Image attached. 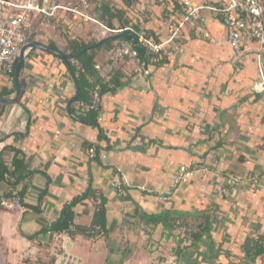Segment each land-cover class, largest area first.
I'll use <instances>...</instances> for the list:
<instances>
[{
    "label": "crops",
    "instance_id": "0c3cea01",
    "mask_svg": "<svg viewBox=\"0 0 264 264\" xmlns=\"http://www.w3.org/2000/svg\"><path fill=\"white\" fill-rule=\"evenodd\" d=\"M173 10L157 0H93L83 11L95 21L59 14L46 26L34 24L33 43L54 44L59 54L28 51L20 74L26 86L21 103L0 106V165L14 172L0 182V197H20L25 206L0 212V264H49L53 258L58 264L70 241V254L82 264H107L122 239L138 248L153 241L176 247V239L185 238L181 231L190 229L196 230L192 239L200 237L181 243L182 264L199 253L209 263L229 264L249 259L256 242L263 244L264 93L254 91L261 75L255 50L233 51L220 17L208 14L205 25L186 30L180 49L172 47L158 65L113 62L117 40L97 49L99 83L88 90V99L94 88H103L102 107L94 119L77 114L73 102L79 88L60 55L71 52L70 42L100 44L120 36L105 34L100 24L146 30L161 42L169 35L165 16ZM4 89L12 95L0 98H15L14 77L0 75V94ZM91 146L107 159L90 160ZM15 158L23 162L16 171ZM182 166L195 176L163 200L160 195L173 189L172 175ZM230 178L239 184L228 186ZM116 181L129 183L126 196L118 195ZM83 196L73 209L74 224L90 227L105 201L103 235L71 239L41 233ZM164 213L170 218L158 225L142 218Z\"/></svg>",
    "mask_w": 264,
    "mask_h": 264
},
{
    "label": "built area",
    "instance_id": "2783aa9c",
    "mask_svg": "<svg viewBox=\"0 0 264 264\" xmlns=\"http://www.w3.org/2000/svg\"><path fill=\"white\" fill-rule=\"evenodd\" d=\"M157 1L174 8L165 16V25L169 27V35L161 42L154 40L146 30L134 27L112 30L100 24L105 34L122 35L126 32L129 34L128 38L118 39L111 49L110 55L113 62L145 60L149 64L158 65L169 57L172 47L176 50L180 49L186 30L198 29L208 22V14H214L220 17L225 25L233 51L242 54L252 49L255 50L261 79L254 86V91L264 93V0H221L216 3L203 4H195L193 0ZM92 2L93 0H80L75 4L61 5L57 0H0V75L8 78L14 77L23 48L33 43L31 35L35 23L41 27L46 26L52 20L57 19L59 14H73L95 21L83 11L88 9ZM247 41L254 43L255 47H247ZM31 49V47L28 48L27 52ZM71 63L77 70L84 71L78 60L73 58ZM102 103L100 88H94L88 100L77 102V114L80 117H86L89 114L98 113ZM107 157V153L100 152L97 146H91L90 160L105 161ZM195 173L196 171L191 168L179 167L172 175L173 189L167 194H161L160 197L165 201L168 200V196L174 194L175 189L188 185ZM226 182L230 187L239 184V181L233 178ZM113 187L120 197H124L130 185L127 181H116ZM142 190L149 194L154 193L153 190L146 188ZM0 206L8 211L25 210L20 197H0ZM48 234L55 238L58 237V234L53 231H49Z\"/></svg>",
    "mask_w": 264,
    "mask_h": 264
},
{
    "label": "trees",
    "instance_id": "16d2710c",
    "mask_svg": "<svg viewBox=\"0 0 264 264\" xmlns=\"http://www.w3.org/2000/svg\"><path fill=\"white\" fill-rule=\"evenodd\" d=\"M129 34L126 32L120 36L111 37L107 40L102 41L100 44H79L77 42H70L69 47L71 52L68 54H65L64 58L71 69V72L73 73V76L76 80L77 86L79 88V98L77 101H85L88 99V90L95 87L99 81H98V73L95 68V58H96V50L103 47L105 44H111L114 41L120 39V38H128ZM50 48H52L54 51L58 52L57 47L54 44L50 45ZM143 57V54H142ZM76 59L79 61V63L82 66V70H77L71 63V59ZM93 80V82H91ZM103 87V86H102ZM101 87V88H102ZM103 88L101 90L102 94ZM12 92L9 90L4 89L3 92L0 94V96L8 97L11 96ZM96 113L89 114L86 117H81L82 119L88 120V119H94ZM15 171L18 170L22 165V161H16L15 158ZM14 175V172H9V170L5 167L0 165V182L5 179L6 175ZM24 195V192L21 194V196ZM86 198V196H83L81 198H78L74 200L70 205H67L60 217L51 224V227H47L46 229L42 230L41 233H48L49 231H53L54 233L61 235V234H67L71 239H74L77 234L85 235L89 238H95L97 236L103 235V233L107 230V211L105 207V201H102L101 205L97 208L92 225L90 227H82L77 226L74 224L75 220V213L73 211L76 204ZM4 210L2 207L0 208V212ZM142 218L147 222L154 223L155 225L166 223L167 220L170 218V215L167 213L158 215V216H147L142 215ZM200 235L195 234L193 236L194 240L199 239ZM249 257L252 259L253 263H256L257 259L264 258V246L262 242H256V244L253 246V249L249 253ZM49 264H56V259H51ZM107 264L109 263V260L107 261Z\"/></svg>",
    "mask_w": 264,
    "mask_h": 264
},
{
    "label": "rangeland",
    "instance_id": "374dc122",
    "mask_svg": "<svg viewBox=\"0 0 264 264\" xmlns=\"http://www.w3.org/2000/svg\"><path fill=\"white\" fill-rule=\"evenodd\" d=\"M75 1V3H77ZM1 208V206H0ZM196 230H187L186 232L181 231V236L185 233V238L175 241L176 247H172V244H162L161 241H153L154 243L145 248V244L143 243L141 247L126 244L122 239L119 244H117L115 252L116 256H112V260L109 258V263L112 264H182L179 261L177 250H182L181 243L186 240V242L191 241V234ZM151 255H150V254ZM190 264H226L219 261H213L209 263L207 260L201 257V254H194L190 257ZM260 260L256 263H253L251 258H245L239 261H230L229 264H264V258H259ZM86 264H93V262H87Z\"/></svg>",
    "mask_w": 264,
    "mask_h": 264
},
{
    "label": "water",
    "instance_id": "95a60500",
    "mask_svg": "<svg viewBox=\"0 0 264 264\" xmlns=\"http://www.w3.org/2000/svg\"><path fill=\"white\" fill-rule=\"evenodd\" d=\"M40 48V49H44L50 52H53L55 54H59L58 52L54 51L52 48L50 47H45V46H41L39 44L36 43H32L29 46H26L23 48L20 57L18 59L17 62V68H16V72L14 75V82H15V86H16V95L15 98H0V106H7V105H13V104H20L21 103V99L25 93V82L23 80H20V74L23 68V64H24V60H25V54L27 52L28 48ZM63 57L65 56V54H60ZM79 95L76 96L75 100H78ZM73 245V242L70 241L67 246H66V252L63 254L62 259L58 262V264H82V260L74 257L70 254V250L71 247Z\"/></svg>",
    "mask_w": 264,
    "mask_h": 264
}]
</instances>
